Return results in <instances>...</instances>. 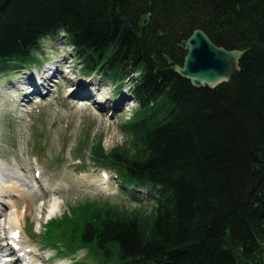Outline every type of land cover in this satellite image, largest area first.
Instances as JSON below:
<instances>
[{"label":"trees","instance_id":"trees-1","mask_svg":"<svg viewBox=\"0 0 264 264\" xmlns=\"http://www.w3.org/2000/svg\"><path fill=\"white\" fill-rule=\"evenodd\" d=\"M195 30L241 52L214 88L174 70ZM57 38L83 76L130 83L132 152L92 157L136 207L77 204L45 239L96 264H264V0H0V74Z\"/></svg>","mask_w":264,"mask_h":264},{"label":"rangeland","instance_id":"rangeland-1","mask_svg":"<svg viewBox=\"0 0 264 264\" xmlns=\"http://www.w3.org/2000/svg\"><path fill=\"white\" fill-rule=\"evenodd\" d=\"M36 58L39 66H11L0 74V165L40 193L34 196L26 187L27 194H21L26 200L12 198L20 210L28 206L20 235L42 264L46 259L47 264H96L87 258L92 253L88 247L68 251L45 239L48 208L57 204L51 218L83 203L135 209L112 171L93 160L92 150L132 152L131 139L121 127L137 106L131 102L129 82L117 89L118 83L80 74L65 39L43 41ZM12 187L2 191L10 195Z\"/></svg>","mask_w":264,"mask_h":264},{"label":"bare ground","instance_id":"bare-ground-1","mask_svg":"<svg viewBox=\"0 0 264 264\" xmlns=\"http://www.w3.org/2000/svg\"><path fill=\"white\" fill-rule=\"evenodd\" d=\"M164 60L167 61L168 57H164ZM50 67L52 66L50 65L48 67V71H52L54 69H51ZM177 67L179 66H175L174 70H176ZM57 71L58 70H54L53 73ZM31 81H33V79H31ZM37 89V87H34V93ZM122 101L123 100H121V102ZM37 173L40 176V172L37 171ZM12 183H15L16 186L12 187ZM5 184L9 185L7 187L13 188L10 195H7L2 191V189L7 188L5 187ZM25 188L29 189L34 196H38L40 194L38 191H34V187L28 186L24 180L20 179L15 174L0 165V234H3L2 236L0 235V242H3V244L0 243V264H13V262H8V260H14V262L16 261L19 264H42V262H40L35 256L34 250L28 249L29 247L27 246V242L24 241L20 235L21 233H24V227L26 225L24 218L28 206L25 205L22 210H20V203H17L18 201L13 202L12 200V198L26 200V195L24 197L21 196V194H27ZM48 192H53V189L48 190ZM56 208V203H52L48 208V215L50 218L54 217ZM55 219H58V217H55ZM55 219L51 218V221ZM14 233H18L19 237L17 239L12 238ZM17 252H19L18 255ZM43 261L45 264L49 262L48 259Z\"/></svg>","mask_w":264,"mask_h":264},{"label":"water","instance_id":"water-1","mask_svg":"<svg viewBox=\"0 0 264 264\" xmlns=\"http://www.w3.org/2000/svg\"><path fill=\"white\" fill-rule=\"evenodd\" d=\"M148 21L149 15H143L139 26L145 27ZM179 47L186 55L182 66L177 67L175 72L195 87L214 88L228 81L238 70L241 52L216 47L200 30H195L187 39L182 40Z\"/></svg>","mask_w":264,"mask_h":264},{"label":"snow or ice","instance_id":"snow-or-ice-1","mask_svg":"<svg viewBox=\"0 0 264 264\" xmlns=\"http://www.w3.org/2000/svg\"><path fill=\"white\" fill-rule=\"evenodd\" d=\"M16 235H18V233Z\"/></svg>","mask_w":264,"mask_h":264}]
</instances>
